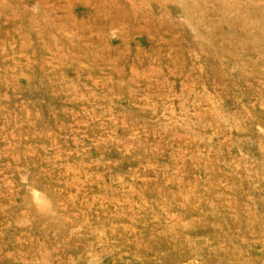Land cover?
Here are the masks:
<instances>
[{
    "label": "rangeland",
    "instance_id": "374dc122",
    "mask_svg": "<svg viewBox=\"0 0 264 264\" xmlns=\"http://www.w3.org/2000/svg\"><path fill=\"white\" fill-rule=\"evenodd\" d=\"M0 264H264V0H0Z\"/></svg>",
    "mask_w": 264,
    "mask_h": 264
}]
</instances>
